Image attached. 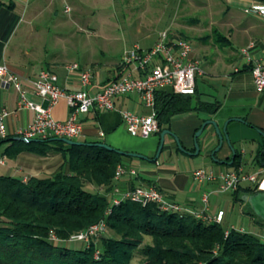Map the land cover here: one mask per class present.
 <instances>
[{
	"label": "crops",
	"instance_id": "0c3cea01",
	"mask_svg": "<svg viewBox=\"0 0 264 264\" xmlns=\"http://www.w3.org/2000/svg\"><path fill=\"white\" fill-rule=\"evenodd\" d=\"M61 1L63 4L71 3L78 13L87 10L79 0ZM89 1L90 3L99 1L103 3V6L110 3L114 7L125 4L124 0ZM220 1L224 3V6L220 10L216 9L217 14L213 13L217 18L209 22L208 33L197 37L201 45V52H203L202 58H199L201 53L196 55L197 52L192 48V56L199 62L202 72V75L195 81L196 96L202 102H216L218 107L212 114L189 112L174 116L170 119L168 129L177 139L182 150L193 153L194 133L204 121L215 122L219 130L227 123L225 133L229 145L224 141L219 150L215 152V160H211V153L217 147L218 139L210 126H207L197 139L199 152L196 156H189L181 152L173 138L166 136L162 151H168L169 155L162 154L161 151L159 157L153 162L134 158L123 161L125 169H133L136 174L135 176L125 174L115 182L114 194L110 196L113 199L119 198L123 193L131 190V185L133 188L151 186L163 195L166 202L178 204L190 211H199L203 208L201 196L207 194L208 213L210 216H214L221 210L217 209L216 212H213L209 205L212 200L217 207L220 195H222L217 192L219 181L195 182L192 173L203 168L190 169L186 159L191 160L202 154L215 165V167L205 166V170L215 174L225 173L232 170L228 167L231 161H227L232 157V151H236L240 156L239 170L249 175L262 172L264 167L256 162L255 156L262 143L260 133H264V92L256 93L254 91L252 77L247 69L241 68L238 72H234V69L241 66L239 50L246 47L249 42L254 43L251 56L264 60V24L258 17L243 13V9L252 3L251 0ZM134 2L146 3L145 12H153L148 16L150 23L138 17L131 30V34L135 37L134 42H131L132 46L139 44L138 47L144 51L156 43L159 32H154L152 29L160 23L163 16L152 6L153 1L134 0ZM0 3V64H5L12 73L21 78L23 91L30 102L46 105L41 98L34 94L29 83L40 71H47L55 75L57 86L65 93H73L83 89L79 83V73L89 70L91 83L83 89L89 96L99 92L107 83L128 73L132 76L135 75L131 66L127 68L120 65L123 54L132 47L123 44L122 40L114 41L113 38H106L99 44L100 48L87 49L90 46H88L87 39L84 38L80 42L83 52H81L79 60L74 54L76 52L75 23L73 21L62 22L56 18L55 0H0ZM177 3L179 6L176 7L181 11L182 0ZM183 5L185 10L183 9L182 12L186 13L188 1L185 0ZM69 11V7L65 5L64 12ZM173 22L176 23V28H180L177 32L178 36L173 34L169 36L174 39H182L184 35L182 29L187 30L193 23L196 22L195 26L198 23L193 19H189L187 22L179 21L184 26L178 25L176 20ZM186 24L190 26H186ZM86 28L88 29V26ZM212 30L223 36L226 41L216 46L211 38L206 40L205 37L209 36ZM91 32L94 33L92 29ZM210 45L216 50V54L212 57L214 60L206 54ZM202 62L203 64H201ZM71 65H77L78 69L71 70ZM199 84L207 89V94L199 92ZM205 98L208 100L205 101ZM18 102L17 92L11 86L0 83V112L2 110L10 112L4 121L6 139L13 137L17 130L30 126L34 119L32 111L25 108L17 110ZM114 108L116 111L105 113L91 109L88 113L78 116L82 133L73 140L79 143L101 142L119 152L146 155L147 148L139 142L137 137L130 136L125 131L118 111L140 115L147 113V109L138 96L133 94L116 98ZM50 114L55 121L65 122L69 115L65 100L61 99L50 110ZM243 143H246L247 149L243 148ZM10 145V142L0 145V176L26 182L30 177L53 174L63 162L58 153L48 152L40 156L30 152L25 145L20 147L17 155L9 157L7 150ZM235 145H238L239 151L235 149ZM246 155L250 157L249 161H245ZM154 156L148 159L152 160ZM175 163L180 166L183 164L182 170L173 171ZM160 165L165 168L158 169ZM168 167L171 168L168 169ZM209 198H211L210 201Z\"/></svg>",
	"mask_w": 264,
	"mask_h": 264
},
{
	"label": "trees",
	"instance_id": "16d2710c",
	"mask_svg": "<svg viewBox=\"0 0 264 264\" xmlns=\"http://www.w3.org/2000/svg\"><path fill=\"white\" fill-rule=\"evenodd\" d=\"M251 1L264 4V0ZM209 38L216 46L226 41L215 30L205 37ZM120 65L126 66L122 61ZM134 74L137 78L143 76ZM153 99L157 135L169 131L174 116L212 114L218 107L216 102L200 101L195 90L193 95L183 96L162 88L154 92ZM260 134L262 143L255 156L259 165L264 162V133ZM16 139L0 141V145L10 142L9 157L25 145L40 156L58 153L63 162L53 174L30 177L26 182L0 176V264H131L136 255L138 264H264V239L234 229L225 236L222 222L201 221L190 214L163 212L153 203L141 206L130 201H122L105 216L114 194L116 168L132 159L118 150L96 146L101 142L69 146L50 141L55 138L30 144ZM233 152L228 167L238 171L240 156ZM210 159L215 160V153ZM257 192L256 185L241 184L229 194L230 202L241 207L243 195ZM244 214L264 226L249 210ZM101 220L109 236L91 238L77 250L66 247L72 244L65 243L70 235ZM51 236L59 243L52 242ZM145 238L148 243H144ZM94 251L97 258L93 257Z\"/></svg>",
	"mask_w": 264,
	"mask_h": 264
},
{
	"label": "built area",
	"instance_id": "2783aa9c",
	"mask_svg": "<svg viewBox=\"0 0 264 264\" xmlns=\"http://www.w3.org/2000/svg\"><path fill=\"white\" fill-rule=\"evenodd\" d=\"M243 13L258 17L264 24V4L252 1L247 8L243 9ZM253 48L254 43L249 42L246 47L239 50L241 66L234 69V72H238L241 68L247 69L252 77L254 91L263 93L264 60L251 56ZM122 63L131 66L132 71L141 73L143 76L137 78L128 73L116 81L107 83L93 96L87 95L83 90L91 83L89 70L79 73V83L83 89L73 93L62 91L57 86L55 75L47 71H40L29 83L34 94L46 103L45 106L30 102L23 91L21 78L12 73L5 64H0V83L11 86L19 96L17 110L25 108L34 113L32 124L25 129L17 130L13 137L26 140L76 139L82 133L78 116L88 113L91 109L100 113L116 111L114 100L133 94L138 96L147 109V113L138 115L132 112L118 111V114L125 131L130 136L146 139L158 132L153 110L154 92L167 88L175 95L191 96L194 94L196 78L202 75L199 62L192 56L190 44L182 39L170 38L167 31L159 32L156 43L148 50L143 51L138 45H133L123 54ZM70 69L77 70L78 66L71 65ZM61 99L65 100L69 109V115L65 122L55 121L50 114V110ZM9 114L10 112L5 110L0 112V141L7 137L4 121ZM125 174L135 176L136 173L133 169L127 170L122 166H117L113 180L118 181ZM192 177L197 183L219 181L217 192L223 195L234 192L239 185L244 183L256 185L258 192H264V169L256 175H249L241 170L218 174L207 170H196L192 173ZM122 201H130L141 206L153 203L163 212L190 214L196 219L215 224H220L224 215L222 211H218L214 216L208 214L207 194L201 196L203 208L199 211H190L178 204L166 202L161 193L153 187H148L134 188L126 191L119 198H112L105 216H109L111 208L118 206ZM231 229L242 232V229L231 227L229 230ZM229 230L225 231V236ZM106 232L105 223L101 220L84 231L70 235L65 243L87 244L91 238ZM50 240L59 243L54 236H51ZM96 254L98 255L97 252Z\"/></svg>",
	"mask_w": 264,
	"mask_h": 264
},
{
	"label": "rangeland",
	"instance_id": "374dc122",
	"mask_svg": "<svg viewBox=\"0 0 264 264\" xmlns=\"http://www.w3.org/2000/svg\"><path fill=\"white\" fill-rule=\"evenodd\" d=\"M79 1L87 10L78 13L75 11L76 9L71 3L63 4L61 0H55L57 9L56 18L62 22L73 21L75 23L76 30L74 39L76 42V52L74 54L79 58V60L81 59V52H83L82 46L80 44L82 39H87L88 46H90L87 49L100 48L99 44L102 43L106 38H113L112 40L114 41L122 40L123 44L132 46L133 43L131 42H134L135 37L131 34V30L132 26L135 24V21L138 17H140L141 19H144V21L150 23L151 21L148 20V16L153 14V12L151 11L145 12L144 9H147L146 3H138L134 2V0H124V5H117L116 7H114L110 3L109 5L106 4L105 6H103V3L99 1H93L92 3H90L89 0ZM150 1L154 2L152 6L158 10L159 14L161 13V16H163L160 23H158L152 29V31L154 32L158 33L160 31H167L169 33V36H172V34L178 36L177 32H179L180 28H176V23L173 22L174 20L178 21V25H183V23H179V21L187 22V20L189 19H193L198 22L197 26H195L196 22L193 23L192 26L186 24V26L190 27L187 30L182 29V32L184 34L182 39L190 44V46L197 52L196 55L201 53V57L199 58H202L203 52H201V45L197 37L199 38L208 33L210 29L209 22L211 20H216L217 18V16H214L213 13L217 14L216 9L220 10V8L224 6V3L220 0H187L188 9L186 13H183L182 10H185V7L183 5L185 3V0H182L181 11H179L176 7L179 6V3H177L179 2V0ZM65 5L70 9V11L67 13L64 12ZM212 15L213 17H211ZM87 26L88 29L86 28ZM91 29L94 31V33L91 32ZM60 32H62V30H60ZM117 44L119 43L117 42ZM206 51L207 56L210 59H213V55L216 54L215 48L210 45L208 46V49ZM201 64H203V62ZM199 85V92L201 94H207V89H204L201 84ZM204 100L206 101L208 99L205 98ZM137 138L139 142H141L144 147L147 148V152L145 153L146 155H144V157L151 158L152 156H154L157 149L159 135L154 134L146 139L140 137ZM243 144V148L247 149L246 143ZM235 149L239 151L238 145H235ZM164 153L166 155H169L168 151L163 150L162 154ZM249 159L250 157L246 155L245 161H249ZM185 161H187V163L189 164L190 169L200 167L203 168L201 170H205V166L215 167V165L210 162L209 158L203 157L202 154L191 160L186 159ZM174 166L175 167L173 168V171H180L182 170L181 167L183 166V164H181L180 166L179 164L175 163ZM163 168H165V166H158V169ZM170 168L171 167H168V169ZM210 199L211 198H209V201ZM214 204L216 203L212 202L211 200L209 206H211V210L213 212H216L217 209H220L225 214L223 222L221 223V228L223 230H229L231 227H234L242 229V232L254 234L261 240L264 239V226L260 225L257 220H254L250 216L244 214L248 211L244 206L238 207L236 205H231L230 197L228 194L220 195L217 207ZM103 235L109 236L110 233L107 231ZM148 242L149 239L145 238L144 243ZM66 247L72 250H77L82 248L83 245L80 242H75L72 244H68ZM97 256L98 255L96 254V251H94L93 257L96 258ZM138 261L139 257L136 255L133 258L131 264H138Z\"/></svg>",
	"mask_w": 264,
	"mask_h": 264
},
{
	"label": "water",
	"instance_id": "95a60500",
	"mask_svg": "<svg viewBox=\"0 0 264 264\" xmlns=\"http://www.w3.org/2000/svg\"><path fill=\"white\" fill-rule=\"evenodd\" d=\"M226 124L227 123H225L223 125L222 129L219 130L218 127L216 126L215 122L210 121V120L209 121H204L201 124V126L199 127V129L194 133V136H193V149H194V152L193 153H187L184 150H182L181 147L179 146V143H178L177 139L167 130H162L159 133L157 149L155 151V156H154V158L152 160H150V159H148V158H146L144 156L138 155V154L124 153V152H119V153L122 154V155H127V156H129L131 158H134V159H139V160H143V161H147V162H153L159 157V155H160V153L162 151V148H163V145H164V142H165V137L166 136H170V137L173 138L174 142L176 143L178 149L181 152H184L185 154H187L189 156H196V155H198V152H199V145L197 143V139L201 136V134L203 133L205 128L207 126H210L213 129L214 134H215V136L218 139V145L214 149V151L211 153V157H212V155L219 150V148L221 147V145H222V143L224 141H225V143L227 145H229L228 138H227V135L225 133ZM16 140L18 142H20V143H23V144H30V143H33V142H37V140H26V139H23V138H18ZM50 141L62 142L63 144L69 145V146L70 145H82L83 144V143L75 142V141H72V140H69V139H65V138H55V139H50ZM96 146L102 147V148H108L105 144H96ZM233 155H234V152L232 151V156ZM261 166L264 167V162L261 163ZM241 201L243 203V206L247 210H249L260 221L264 222V192H257V193H255L253 195H243L241 197Z\"/></svg>",
	"mask_w": 264,
	"mask_h": 264
}]
</instances>
